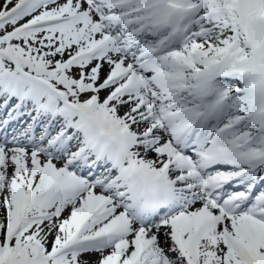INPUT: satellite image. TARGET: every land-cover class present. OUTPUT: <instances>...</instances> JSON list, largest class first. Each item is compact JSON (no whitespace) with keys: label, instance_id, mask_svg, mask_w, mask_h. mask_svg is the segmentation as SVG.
<instances>
[{"label":"snow or ice","instance_id":"snow-or-ice-1","mask_svg":"<svg viewBox=\"0 0 264 264\" xmlns=\"http://www.w3.org/2000/svg\"><path fill=\"white\" fill-rule=\"evenodd\" d=\"M0 264H264V0H0Z\"/></svg>","mask_w":264,"mask_h":264}]
</instances>
